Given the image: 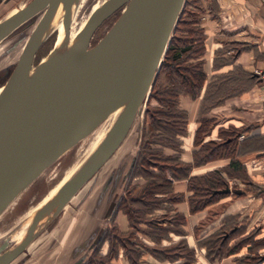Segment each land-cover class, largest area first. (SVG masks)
<instances>
[{"label": "water", "instance_id": "water-1", "mask_svg": "<svg viewBox=\"0 0 264 264\" xmlns=\"http://www.w3.org/2000/svg\"><path fill=\"white\" fill-rule=\"evenodd\" d=\"M80 2L31 0L0 21V43L37 21L0 90V217L63 155L109 120L74 170L1 235L0 264L11 263L39 236L50 233L64 208L143 114L186 0H108L70 39L69 24ZM122 5L113 25L90 45L97 27ZM55 21H61L63 35L33 65L39 46L57 30H50ZM24 256L16 264H23Z\"/></svg>", "mask_w": 264, "mask_h": 264}, {"label": "crops", "instance_id": "crops-1", "mask_svg": "<svg viewBox=\"0 0 264 264\" xmlns=\"http://www.w3.org/2000/svg\"><path fill=\"white\" fill-rule=\"evenodd\" d=\"M190 1L200 7L206 79L197 97L179 96L178 106L187 115L180 150L163 148L188 166L187 175L175 178L166 171L171 197L146 214L155 220L153 225L131 224L117 210L118 203L109 202V218L127 238L110 247L104 235L99 253L116 251L109 264H248L264 250V82L255 74L260 70L264 75V0ZM200 123L204 131H197ZM229 137L234 138L232 154ZM211 143L220 148L209 156L206 145ZM231 158L240 168L229 166ZM215 172L221 187L229 190L212 194L215 203L212 199L194 208L201 196L191 187L192 180ZM216 236L222 240L213 242Z\"/></svg>", "mask_w": 264, "mask_h": 264}, {"label": "rangeland", "instance_id": "rangeland-1", "mask_svg": "<svg viewBox=\"0 0 264 264\" xmlns=\"http://www.w3.org/2000/svg\"><path fill=\"white\" fill-rule=\"evenodd\" d=\"M30 1L31 0H0V21L7 18ZM106 1L107 0H81L77 12L73 15L70 24V39L83 28V25L92 12ZM124 7L125 5H122L115 10V13L113 12L114 14L111 13L113 15L110 18L97 27L92 35L90 45L95 44L113 25ZM189 9L197 13V17H199V6L193 4ZM183 16L185 17V14H183ZM36 22L37 21H33V23L14 31L0 43V90L16 64L23 46L35 27ZM60 24L61 22L55 26L57 30H53L39 46L35 53L33 65L40 62L56 43L58 35H60ZM180 34L181 32L176 31V35ZM260 97L262 101L264 93L261 94ZM146 106L147 102L143 114L137 117L127 136L113 156L72 198L69 204L64 208V211L60 214V217L54 222L52 229L49 231L50 233L39 236L27 250L9 264H16L21 258H25L24 255L28 256L23 264H79L84 261L86 264L89 254V258L92 257L95 259L94 264H97V261H99L100 264H109V256L105 257L103 254L99 253L100 244L105 240V232L103 234V231L115 226L114 220L109 218L111 208L109 209L108 204L111 200H114V202H117L119 205L120 199L125 194L126 188H130L129 182L131 178H133L131 175L137 163L142 146V132L145 122L144 114ZM108 121L109 120H106L102 123L92 134L78 143L74 149L69 150L63 155L59 161L44 174L39 182H35L32 186L27 188L19 199L4 212L0 217V237L16 225L35 206L42 202L47 194L50 192L52 193V191L56 189L57 184L61 183L64 178L74 170L102 135L103 129L106 127ZM132 180L134 181L133 183H135L139 180H144V178L137 176ZM232 183H235V181L233 180ZM131 193V196H133L134 193ZM212 199L215 203V197ZM132 205L134 204L132 203ZM93 220L96 222H93ZM67 227H71V229L67 230ZM89 234L92 235L90 236ZM98 237L99 241L97 247H95L94 245ZM65 258H68V261H64Z\"/></svg>", "mask_w": 264, "mask_h": 264}, {"label": "trees", "instance_id": "trees-1", "mask_svg": "<svg viewBox=\"0 0 264 264\" xmlns=\"http://www.w3.org/2000/svg\"><path fill=\"white\" fill-rule=\"evenodd\" d=\"M193 4L199 6V4L190 0H187L184 5L182 15H180L175 25L147 100L142 146L131 175L133 178L143 177L145 182L143 184L133 183V178H131L130 188H126L117 208V210L127 215L131 224H137L140 221H147L151 225L155 224L154 219H146L145 216L154 207H157L161 201L171 197H167L170 192V180L166 175V171H169L175 178L187 175L188 166L180 162L177 155H166L163 148L170 147L177 151L180 150L181 140L179 137L186 132L187 115L178 106L179 96L187 94L191 97H197L206 79L202 58L204 35L202 28L199 26L197 13L189 9ZM183 14H185V17ZM176 31L181 32V34L176 35ZM204 127L205 125L200 123L197 131H204L202 129ZM229 138L227 148L232 154L234 148L233 144H230L234 138ZM206 146L208 147L209 156H212L214 152H219L218 148L220 146L218 145L214 146L211 143ZM238 165L239 163L231 158L229 166L238 169L240 168ZM192 181L191 187L201 196L193 203L194 208H199L211 201L216 196L212 194L224 188L221 187L222 179L216 172L209 177L196 178ZM131 192L134 193L133 196H131ZM105 236L110 240V247L120 246L123 239H127L117 232L115 226L107 229ZM220 240H222V236H216L213 242ZM240 243L238 242L230 250L233 251L238 248L237 245ZM115 252L113 249L108 256L115 255ZM103 256L106 257L107 255ZM259 259L260 256L255 255L248 264H255ZM94 263L95 259L90 257L86 264ZM97 264H100L99 261H97Z\"/></svg>", "mask_w": 264, "mask_h": 264}, {"label": "bare ground", "instance_id": "bare-ground-1", "mask_svg": "<svg viewBox=\"0 0 264 264\" xmlns=\"http://www.w3.org/2000/svg\"><path fill=\"white\" fill-rule=\"evenodd\" d=\"M108 1V0H107ZM105 3V2H104ZM101 6V5H100ZM76 12H77V10H76ZM75 12V13H76ZM41 16H39V18H40ZM61 21H55V22H53L51 25H50V30H52L55 26H57L59 23H60ZM70 24H71V22H70ZM70 24H69V28H68V31H69V33H70ZM63 30H62V23L60 24V35H58V38H57V40H56V43H58L59 41H60V39H61V37H62V35H63V32H62ZM29 38V37H28ZM28 40V39H27ZM26 43V42H25ZM55 43V44H56ZM16 237H14V236H12L11 238H10V240L12 241V240H14Z\"/></svg>", "mask_w": 264, "mask_h": 264}, {"label": "built area", "instance_id": "built-area-1", "mask_svg": "<svg viewBox=\"0 0 264 264\" xmlns=\"http://www.w3.org/2000/svg\"><path fill=\"white\" fill-rule=\"evenodd\" d=\"M255 74L261 79L263 80L264 82V75L263 73L260 71V70H255ZM264 102V97H263V100ZM258 256H260V259L255 263V264H264V260H263V257H264V250L262 251H258Z\"/></svg>", "mask_w": 264, "mask_h": 264}, {"label": "flooded vegetation", "instance_id": "flooded-vegetation-1", "mask_svg": "<svg viewBox=\"0 0 264 264\" xmlns=\"http://www.w3.org/2000/svg\"><path fill=\"white\" fill-rule=\"evenodd\" d=\"M115 13V12H114ZM113 13V14H114ZM113 14H111L110 16H108V17H106L104 20H103V22H105L108 18H110Z\"/></svg>", "mask_w": 264, "mask_h": 264}]
</instances>
